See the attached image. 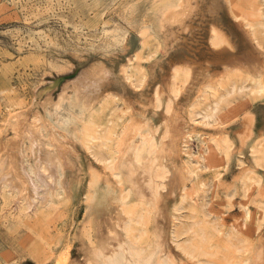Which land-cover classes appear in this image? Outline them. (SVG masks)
Wrapping results in <instances>:
<instances>
[{
  "label": "rangeland",
  "instance_id": "rangeland-1",
  "mask_svg": "<svg viewBox=\"0 0 264 264\" xmlns=\"http://www.w3.org/2000/svg\"><path fill=\"white\" fill-rule=\"evenodd\" d=\"M66 251L264 264V0H0V264Z\"/></svg>",
  "mask_w": 264,
  "mask_h": 264
},
{
  "label": "bare ground",
  "instance_id": "bare-ground-1",
  "mask_svg": "<svg viewBox=\"0 0 264 264\" xmlns=\"http://www.w3.org/2000/svg\"><path fill=\"white\" fill-rule=\"evenodd\" d=\"M215 43H218V42H215ZM32 112V111H31ZM27 118V117H26ZM29 118V117H28ZM27 120V119H26ZM25 122V121H24ZM27 122H29V121H27ZM34 122H36L35 120H34ZM34 122H31L30 121V123H29V130H30V132H34V136H31L32 137V139L33 140H35L36 139V136L38 135V127L37 126H35L36 124L34 123ZM37 125L39 126L40 125V123H37ZM27 127V126H26ZM49 127H50V125H49ZM134 127V126H133ZM136 127V126H135ZM25 128V127H24ZM27 129V128H26ZM24 130V129H23ZM245 131V130H244ZM53 132V131H52ZM27 133H28V131H27ZM30 134V133H29ZM52 134V133H51ZM53 134H55V133H53ZM130 133L129 132H127V136L129 135ZM56 135V134H55ZM54 135V136H55ZM248 135H249V132H248ZM53 136V137H54ZM57 136V135H56ZM51 137V136H50ZM58 138V137H57ZM53 140L54 139H56V138H52ZM57 141V140H56ZM51 142V141H50ZM53 142V141H52ZM55 142V141H54ZM58 142H55V144H57ZM54 144V143H53ZM129 145V144H128ZM47 146V145H46ZM58 146V145H57ZM60 146V145H59ZM59 146H58V148H57V150H59ZM61 147V146H60ZM48 148V147H47ZM50 148V147H49ZM127 144H126V142H125V144L123 143L122 144V147L120 148V152H121V154H120V158L125 154V151L127 150ZM41 149H42V147H41ZM44 152H47V150H45V149H42V156H41V158H42V160L39 162V164H43V163H46L48 166H49V164H50V162L47 160L48 159V156H47V154H45ZM11 156V155H10ZM16 156V155H15ZM14 159V158H13ZM13 159H9V162H10V160L12 161ZM9 164V163H8ZM9 165H11V163L9 164ZM119 164H117V166H118ZM13 167V166H12ZM18 169H16L15 168V170L12 168L9 172H11L12 173V175L14 176L13 178H14V180H15V177L19 174L18 173ZM20 172V171H19ZM52 172V169L50 168V170H49V172H41V175H42V178L43 179H47V177H49V173H51ZM22 174V172H20V175ZM23 175V174H22ZM21 175V176H22ZM22 178V177H21ZM23 178H24V176H23ZM26 179V178H25ZM11 180H13L12 178H11ZM17 180V179H16ZM15 180V181H16ZM19 182V184L22 186V187H24V192H25V196H26V198H27V200H28V202H30V204H32V199L34 198V196H35V193H36V190H35V188L34 187H32L31 185H30V183L28 182V181H26V180H24V179H18V181H16V183H18ZM20 185H17V186H20ZM31 186V187H30ZM20 189H21V187H20ZM23 193V192H22ZM66 249V248H65ZM60 256V258L58 259V263L59 264H61V262H63L64 261V264L67 262V260H68V258H69V251H66L65 253L63 252V254H61V255H59ZM117 259V258H116ZM57 260V259H56ZM167 262V261H166ZM137 263V262H136ZM170 264H177V263H171L170 262Z\"/></svg>",
  "mask_w": 264,
  "mask_h": 264
}]
</instances>
